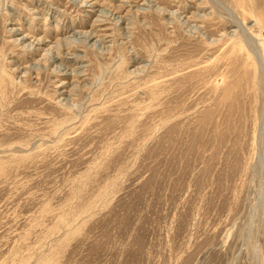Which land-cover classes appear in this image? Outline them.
Segmentation results:
<instances>
[{
    "label": "rangeland",
    "instance_id": "obj_1",
    "mask_svg": "<svg viewBox=\"0 0 264 264\" xmlns=\"http://www.w3.org/2000/svg\"><path fill=\"white\" fill-rule=\"evenodd\" d=\"M0 264H264V0H0Z\"/></svg>",
    "mask_w": 264,
    "mask_h": 264
},
{
    "label": "bare ground",
    "instance_id": "obj_2",
    "mask_svg": "<svg viewBox=\"0 0 264 264\" xmlns=\"http://www.w3.org/2000/svg\"><path fill=\"white\" fill-rule=\"evenodd\" d=\"M200 9H201V8H200ZM105 16H106V15H105ZM195 18H196V17H195ZM225 22H226V21H225ZM180 24H181V23H180ZM15 33H16V32H15ZM245 33H246V32H245ZM238 35H239V34H238ZM243 37H244V35H243ZM243 37L240 36L238 42H240V43L245 42V41H244L245 39L243 40ZM245 37H246V36H245ZM249 39H250V38H249ZM247 40H248V39H247ZM83 41H84V40H83ZM236 41H237V40H236ZM80 42H81V41H80ZM97 43H98V42H97ZM99 43H100V42H99ZM72 44H73V43H72ZM84 44H85V42H84ZM93 44H95V43H93ZM64 45H65V44H64ZM69 45H71V43H70ZM73 46H75V44H74ZM76 46H77V45H76ZM59 47H60V46H59ZM62 48H63V47H62ZM64 49H65V48H64ZM64 49H63V51H64ZM75 49H76V48H74V50H75ZM79 49H80V48H79ZM60 50H61V49H60ZM60 50H59V52H58L59 55H60L59 58H61V57L63 56V55H62L63 52H60ZM72 51H73V50H72ZM66 52H67V51H66ZM73 52H74V51H73ZM64 53H65V51H64ZM64 53H63V54H64ZM49 56H50V55H49ZM51 57H52V56H51ZM53 57H54V55H53ZM65 57H66V56H65ZM62 58H63V57H62ZM62 58H61V59H62ZM73 58H75V59H79V60H80L81 57L76 56V57H73ZM47 59H48V58H47ZM56 59H57V58H56ZM61 59H60V62H61ZM64 59H65V58H64ZM50 60H51V58H50ZM52 60H53V58H52ZM44 61H45V60H44ZM49 62H50V61H49ZM45 63H46V61H45ZM56 63H57V62H56ZM45 65H46V64H45ZM31 66H32V65H31ZM33 66H34V64H33ZM49 66H50V65H49ZM51 66H52V65H51ZM62 66H63V65H62ZM35 67H36V66H35ZM42 67H43V66H42ZM42 67H41V68H42ZM44 67H45V66H44ZM63 67H64V66H63ZM29 68H30V67H29ZM39 68H40V67H39ZM45 68H46V67H45ZM60 68H61V66L58 67L57 69H55V72L60 71ZM64 68H65V67H64ZM33 69H34V68H33ZM33 69L30 68L31 71H32ZM48 69H50V68H48ZM48 69H46V71H41V70H39L37 74L40 75V76H44V75H45V72H47ZM78 69H79V68H78ZM34 72H36V71H34ZM34 72H33V73H34ZM75 72H76V71H75ZM65 73H66V72H65ZM82 73H84V72H82ZM82 73H81V71H80V72H78V73H75V75H76V76H82ZM61 75H62V74H61ZM66 75H67V74H66ZM38 80H39V79H38ZM77 90H78V89H77ZM77 90H76V91H77ZM57 92H58V91H56V93H57ZM58 94L64 95V93H58ZM42 95H43V94H42ZM68 97H69V96H68ZM43 98H44V97H43ZM67 101H68V100H67ZM62 102H63V101H62ZM67 103H68V102H67ZM63 105H64V104H63ZM68 107H69V106H68Z\"/></svg>",
    "mask_w": 264,
    "mask_h": 264
}]
</instances>
